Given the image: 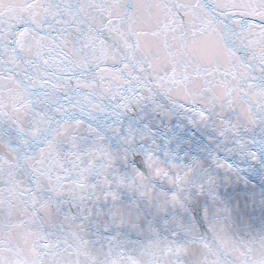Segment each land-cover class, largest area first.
Returning <instances> with one entry per match:
<instances>
[{
	"label": "snow or ice",
	"instance_id": "1",
	"mask_svg": "<svg viewBox=\"0 0 264 264\" xmlns=\"http://www.w3.org/2000/svg\"><path fill=\"white\" fill-rule=\"evenodd\" d=\"M252 170L264 0H0V264H264Z\"/></svg>",
	"mask_w": 264,
	"mask_h": 264
},
{
	"label": "water",
	"instance_id": "2",
	"mask_svg": "<svg viewBox=\"0 0 264 264\" xmlns=\"http://www.w3.org/2000/svg\"><path fill=\"white\" fill-rule=\"evenodd\" d=\"M178 135H181L182 137H191L193 133L191 131H187L184 133H177ZM207 143V141L203 137H198L197 138V143ZM249 176V187H251L253 184H259V179L264 178V172H257L256 170H252L248 173ZM264 190V186H260L257 188V192ZM236 193L243 196L246 193V189L243 185H240L236 189ZM249 196L251 193H247Z\"/></svg>",
	"mask_w": 264,
	"mask_h": 264
}]
</instances>
